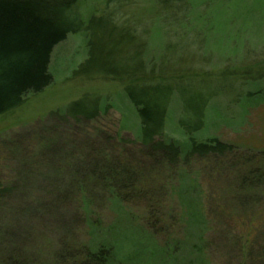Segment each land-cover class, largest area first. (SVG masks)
Here are the masks:
<instances>
[{
	"label": "trees",
	"instance_id": "trees-1",
	"mask_svg": "<svg viewBox=\"0 0 264 264\" xmlns=\"http://www.w3.org/2000/svg\"><path fill=\"white\" fill-rule=\"evenodd\" d=\"M83 1L0 0V114L18 107L26 94L38 92L52 81L48 63L56 43L68 33L89 31L88 55L78 70L97 71L126 83L124 91L135 109L141 135L139 138H122L119 125L113 132L108 131L105 121L106 118H112L107 115L108 106H99L95 99L90 100L91 107H85L84 104H89L86 103L89 98L84 96L72 101L66 112H50L46 119L54 121L53 127L49 129L43 126L42 132L35 134L31 146L20 147V151L17 140L12 141L9 144L11 146H6L9 153L3 161L8 174L0 175V264H43L32 254L16 247L13 242L14 231L11 234L12 227L7 223V215L12 211L18 215L29 214L37 211V208L45 209L60 201H70L74 205L75 219L79 225H83V232L74 238L71 245L60 241L48 263L44 264H121L115 255L119 240L133 241L131 237H134L128 231L118 234L123 220L121 217L125 216L127 227L137 218L123 205L128 195H131L128 193L136 175L123 154L127 147L135 149L148 146L153 150L148 148L146 153L165 172L168 171L167 182L163 186L169 198L175 196L178 203L177 223L185 235L174 246L184 248L186 241L193 239L197 257L192 263L212 264L208 259L211 243L209 236L204 234L216 230L217 239L226 243V250L222 254L225 259H234L236 264H264V248L254 251L248 234L238 230L233 233L230 226L226 229L221 225L214 226L210 219L211 212L207 209L206 195L195 176L183 168L192 156L222 157L225 153L237 152V148L215 137L196 140L193 135L204 123L203 117H200L201 109L194 114V117L199 118L195 126L186 127L179 123L183 134L188 136L184 141H175L167 136L164 131L168 115L167 102L173 90L177 93L176 86L151 78L152 67L149 68L145 63L131 71L123 66L115 69L110 64L111 45L116 48L122 43L131 44L135 38L132 28L126 26L125 22L120 21L119 24L117 21L122 14L120 10L130 0H102L104 7L100 14L96 16L92 11L86 18L78 10ZM143 1L146 3L145 19L164 22L153 30V36L157 38L162 37L164 25L177 23L184 32L202 36L212 33L225 41L230 38V19L235 18V15L230 17L227 14L234 12L239 17L240 8L245 5L244 0ZM251 4L252 8L262 9L264 0H251ZM107 21H111L112 25L107 27ZM97 31L98 40L106 33V42L97 44L94 41ZM112 33L114 38L111 37ZM142 33L143 39L135 44L136 54L148 47L147 38L152 36L148 27ZM107 44L109 51L103 56L101 50L106 49ZM139 82L143 84L138 87V91H132ZM209 98L211 95L203 99L201 108ZM60 126L67 130V134L70 132L69 137L74 140L69 138L71 142H67L60 138L59 131H56ZM113 141L118 149L111 144ZM0 142L6 145L4 137L0 138ZM261 154L264 157V152ZM254 162L257 163L256 160ZM257 167L254 181L247 184L246 180L245 185L242 181L236 187L237 193H234V208L239 211V223L251 227L264 211V162ZM35 179L41 182L42 196L36 202L29 200L26 193ZM16 194L19 195V203L14 201ZM33 202L36 210L31 206ZM97 204L106 206L114 213V221L103 226L96 214ZM218 206L223 208L224 205L220 203ZM224 213L230 215L231 210H224ZM149 215L150 212H144L141 218L147 221ZM107 233L110 236L102 239Z\"/></svg>",
	"mask_w": 264,
	"mask_h": 264
},
{
	"label": "rangeland",
	"instance_id": "rangeland-1",
	"mask_svg": "<svg viewBox=\"0 0 264 264\" xmlns=\"http://www.w3.org/2000/svg\"><path fill=\"white\" fill-rule=\"evenodd\" d=\"M101 2L84 0L78 10L84 18L92 11L98 16L104 7ZM244 3L239 17L234 12L227 14L230 17L235 15V18L230 19V38L225 41L212 33L202 36L184 32L177 23L164 25L162 37L157 38L153 36V30L164 22L146 20V3L143 0H130L120 10L122 14L117 21L125 22L126 26L132 28L135 38L131 44L122 43L116 48L111 45L110 64L115 69L123 66L131 71L145 63L149 68L152 67L151 78L176 86L177 93L173 90L167 102L168 115L164 126L167 136L175 141H184L188 136L183 134L180 124L195 126L199 118L194 117V114L201 109L200 117H203L204 123L193 135L196 140L215 137L237 148V152H228L222 157L192 156L183 168L195 176L206 195L207 209L211 212L210 219L214 226L221 225L224 229L230 226L233 233L237 230L245 232L250 236L249 241L256 251L264 248V211L251 227L239 223V211L234 208L237 185H241L242 181L245 185L246 180L247 184L254 181L257 165L264 162V157H261V152H264V7L252 8L251 0H244ZM105 25L108 27L112 23L107 21ZM147 27L152 31V36L147 38L148 47L136 54L135 44L143 39L141 32ZM101 37L98 40L97 31L94 41L98 44L108 39L106 33ZM111 37L114 38V33ZM89 39V31H79L67 34L64 40L56 43L48 63L52 82L40 92L26 94L18 107L0 114V138L4 137L6 141V145L0 142L1 176L8 174L3 161L9 153L6 146H11L9 144L14 140L19 141L20 151V147L31 146L35 134L42 132L43 126L49 129L53 127L54 121L46 119L50 112H66L72 101L84 96L89 98L86 103L96 99L99 106H108L107 115L112 117L105 121L108 131L113 132L119 125L122 138L140 137L135 109L124 91L126 83L97 71L78 70L87 58ZM105 48L101 50L103 56L109 51V45ZM97 55L100 58L99 52ZM142 84L137 83L132 91H138ZM207 95H211V98L201 108ZM84 105L91 107L90 103ZM42 119H46L45 122ZM56 131H59L64 141L74 140L64 127L60 126ZM148 148L153 150L151 146L135 149L127 147L123 154L136 174L128 193L132 197L128 195L123 205L137 218L127 227L125 216H120L123 220L118 234L128 231L134 237H131L133 241L119 240L116 258L121 264H191L197 257L193 249L195 243L193 239H188L184 248L174 246L185 235L177 223L178 203L175 196L169 198L163 186L167 182L168 171L165 172L146 153ZM254 160L262 161L255 164ZM26 193L28 199L35 202L42 197L40 180L35 179ZM18 196H14L16 203H19ZM35 202L31 204L33 210H36ZM220 203L224 205L223 208L218 206ZM224 210H231L230 215L225 214ZM144 212H150L147 221L141 218ZM96 214L103 226L115 219V214L104 205H98ZM7 223L12 227L11 234L14 231L13 242L16 247L32 254L43 264L48 263L60 241L71 245L74 238L83 232V225H79L75 219V208L70 201H60L45 209L37 208V211L25 215L12 211L7 215ZM204 235L209 236L211 243L208 259L212 264H236V260L222 256L226 243L217 239L216 230H209ZM107 236L110 235L107 233L102 239H107ZM187 236L190 237L189 233Z\"/></svg>",
	"mask_w": 264,
	"mask_h": 264
},
{
	"label": "bare ground",
	"instance_id": "bare-ground-1",
	"mask_svg": "<svg viewBox=\"0 0 264 264\" xmlns=\"http://www.w3.org/2000/svg\"><path fill=\"white\" fill-rule=\"evenodd\" d=\"M68 34H69V33H68ZM63 40H64V39H63ZM89 40H90V39H89ZM58 43H59V42H58ZM58 43H57V44H58ZM51 75H52V74H51ZM52 79H53V77H52ZM51 82H52V81H51ZM51 82H50V83H51ZM50 83H49V84H50ZM47 86H48V85H46L45 87H47ZM45 87H43L41 90H43ZM41 90H40V91H41ZM40 91H38V92H40ZM35 93H37V92H35Z\"/></svg>",
	"mask_w": 264,
	"mask_h": 264
}]
</instances>
